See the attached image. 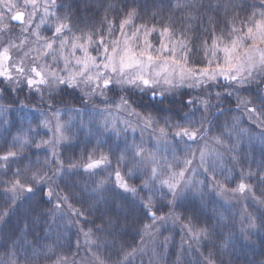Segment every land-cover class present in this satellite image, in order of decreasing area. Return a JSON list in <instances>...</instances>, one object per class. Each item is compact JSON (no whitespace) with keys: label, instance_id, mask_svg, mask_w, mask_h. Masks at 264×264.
<instances>
[{"label":"snow or ice","instance_id":"1","mask_svg":"<svg viewBox=\"0 0 264 264\" xmlns=\"http://www.w3.org/2000/svg\"><path fill=\"white\" fill-rule=\"evenodd\" d=\"M201 53L200 60L192 59ZM117 86L125 93L147 95L158 104H163L169 96L183 95L178 92L183 87L207 95L183 99L181 109H187L183 115L170 113L161 120L151 113L137 112L127 95L119 101H109L108 93ZM252 86L254 93L241 94L242 89L247 91ZM0 88L15 93L27 88L30 94H40V103L48 102L50 110L54 94L65 89L78 90L85 103L101 98L107 106L101 113L111 107L125 111L143 123L141 131L151 128L158 132L154 135L158 143H183L188 149L183 166L175 152L169 161L159 156L158 149L149 151L141 142L125 144L115 160V168L111 149L99 155L94 149L86 160L81 155L78 161L68 162L65 169V161L55 149L70 137L65 135L66 125L60 122L58 109L52 111L55 125L47 116L37 124V129L43 127L52 133L49 140L35 142L37 149L42 146L52 149L51 157L43 165L37 160L35 165L30 161L19 166L28 159L21 154L32 143L30 134L39 135L37 130L29 129L6 142V149L0 152V174L8 179L0 187L12 195L6 198L0 221L6 222L13 214L19 197L40 189L41 202H55L49 215L65 220L68 229L75 228L78 233L71 257L67 253L57 254L51 246L21 242L22 237L18 236L5 252L8 264H21L22 258L27 264L30 250L37 264L41 258L52 264H84L77 260L82 248L87 249L86 257L92 253L96 264H104L105 241L101 238L115 231L119 223L116 217L121 211L143 212L148 222L140 230L142 246L145 236L154 238L159 221L173 219L171 212L157 215L158 194L174 207L189 192H199L204 187L212 191L219 189L217 195H221L234 178L223 169L226 162L223 155L209 146L211 138L213 145L227 147L223 133L209 136L213 127L209 117L216 118L225 111L220 103H212L213 98L219 102L223 96L235 95L237 113L242 111L264 130V0L251 3L248 0H0ZM45 93L49 101H45ZM21 107H25L23 103ZM212 109L217 110L215 115ZM196 112L201 113L199 120L194 119ZM40 114L44 116L43 112ZM122 123L132 127L130 121ZM100 127V134L108 130L120 134L115 123L107 119ZM198 142H202L197 148L200 164L194 166L197 153L191 148ZM95 147H102V143ZM237 156L233 152L235 164L240 163ZM13 164L17 165L15 169ZM124 168H128L127 173L123 172ZM81 169L91 175L103 169L109 175L90 190L85 188L79 198L67 185L57 191L61 176L71 179ZM199 169L204 179L195 178L201 174ZM141 171L144 178L140 185L132 186L129 179ZM240 172L239 182L227 190L234 197L250 195L257 203L264 204V161L256 170L249 165L245 171L241 166ZM113 179L119 192L106 187ZM257 185L261 198H257ZM106 192L113 194L106 196ZM119 193L130 194L131 200L127 195L120 197ZM44 215L36 212L32 223L38 224ZM175 219L185 221L183 243L190 252L193 244L199 251L201 242L211 240L215 234V226L207 223L194 226L195 217ZM255 227L254 220L248 224V228ZM227 246V243L220 245L221 252ZM139 250L140 247L125 253V261ZM201 256L204 264H217L214 251L206 255L201 252ZM220 264H224L223 259Z\"/></svg>","mask_w":264,"mask_h":264},{"label":"trees","instance_id":"2","mask_svg":"<svg viewBox=\"0 0 264 264\" xmlns=\"http://www.w3.org/2000/svg\"><path fill=\"white\" fill-rule=\"evenodd\" d=\"M252 0H248L251 3ZM99 13L97 14V19ZM139 23V21H137ZM202 58L200 55H194L193 60L198 61ZM215 88L213 89V97H215ZM255 92V86H252L247 91L241 90L242 95H247V92ZM183 95L169 96L163 104H158L149 99L147 95H141L139 92L129 94L122 92L119 87H115L112 92L108 93L109 101H119L121 96H129L132 100L135 110L141 114L151 113L157 119H161L170 113H178L183 115L187 109H181V101L194 97H203L207 93H201L193 89H178ZM55 99L52 103L51 111L60 110V122L66 125L65 135L70 137L57 146L55 149L59 154L60 159L65 161V169L68 167V162H76L81 155L87 159L88 153L94 149L99 155L100 152H107L111 149L112 167L115 168V160L120 155V150L125 147V144H139L143 142L144 147L149 151L159 150L161 158L167 157L172 161V153L175 152L176 158L181 162L188 151L183 143L173 144L169 142L165 145L163 142L158 143L154 139L151 128H145L143 131V123H138L134 117H131L125 111H117L115 107L109 110L100 112L107 106L101 98H96L91 102L85 103L81 100V93L77 90L65 89L58 94H54ZM45 101H49V97L44 94ZM21 103L25 107H21ZM212 103H220L223 107L224 114L216 118L210 116L213 127L209 134L210 137L224 135V144L227 147L213 145L212 139L209 138V146L219 150L226 161L223 169L226 174L234 178L226 184V190L217 195L216 191L209 190L204 187L201 191H191L186 196L182 197L175 206L168 204V201L159 197L156 204L157 215H167L171 212L173 219L166 222L159 221L153 237L145 236L144 243L152 238V244L144 252H137L125 261V253L131 252L133 249L140 247L141 235L140 230L144 223H147L142 211L136 209L132 212L121 211L115 231L110 235L102 237L105 241V247L102 249L104 264H204L201 252L207 254L210 250L216 253L217 264L223 259L224 264H261L264 261V204L257 203L250 195L233 196L230 188H234L239 182L241 166L247 171L249 165L253 170H256L261 161H264V130L258 128L251 122L247 116L241 111L237 113L235 95L228 97L223 96L221 101H216L214 98ZM70 109H79V112L71 111ZM49 111V103H40V95L37 93H29L27 88L21 89L18 93L9 92L0 88V152L6 149L8 141L12 140L13 136L27 132L29 129L37 130L39 135L30 134V143L22 152L23 157H28L19 165L31 163L36 164L39 160L43 165L45 160L51 157L52 149L47 146H42L37 149L35 142L40 140H49L52 133L46 128L37 129V124L40 122L39 115L41 111ZM6 111V112H5ZM216 109H212L215 115ZM62 114V116H61ZM200 112H196L194 119L199 120ZM48 117V115H47ZM62 117V118H61ZM42 118V117H41ZM49 118V117H48ZM55 125V118H49ZM107 119L115 123L120 130L117 136L111 130L103 131L101 125ZM124 121H130L132 127L127 126ZM135 127V131H133ZM102 143V147H95L97 143ZM202 146V142L193 145L192 152H196L194 166L200 164L199 153L197 148ZM229 149H232L230 151ZM233 152L238 154L237 158L240 163L235 164L233 161ZM16 164L12 165L15 169ZM232 169V171H229ZM179 169H177L178 171ZM97 175L85 173L82 169L77 171L71 179L66 176H61L57 180V191H62L67 185L71 192L78 198L85 188L89 190L95 183L104 179L109 175V172L103 169H98ZM128 168H124L123 172L127 173ZM200 175L196 176L197 180L204 179L202 169H199ZM30 175V173H29ZM10 178V176H9ZM143 173H139L136 177L130 178L129 183L132 186H139L143 179ZM8 178L0 174V183H4ZM223 177H221V180ZM254 182V181H253ZM114 179L111 184L106 187L114 188ZM166 192L167 189H164ZM261 189L257 185V198L260 197ZM112 192H106V196H111ZM12 195L0 187V211L4 210L5 201L8 196ZM127 195L131 200L130 194L119 193L120 197ZM85 200L87 194L83 197ZM54 201L41 202V190L38 189L34 194L25 193L17 200V206L6 222L0 221V264H8L5 252L10 246L12 240L17 237H22V241L35 242L40 246H51L57 254L67 253L70 257L75 252L78 233L75 228L68 229L67 222L62 219H53L51 212L54 211ZM37 205H39L37 207ZM45 213L38 224H33L35 213ZM183 216L185 218L195 217L192 223L199 227L205 223L209 226H215V234L211 240H204L200 244V250H196V245H192L191 252L187 244L183 243L186 239L185 231L183 230L184 220H177L175 217ZM127 217V219L125 218ZM255 221V228H248L251 221ZM219 222V223H218ZM162 223V224H161ZM87 228L88 225H85ZM26 233V234H25ZM71 241V247H69ZM81 244L84 243L83 237L80 236ZM143 243V244H144ZM227 243L225 251L221 252L220 245ZM215 245V247H213ZM142 247V246H141ZM87 249L82 248L78 261H83L84 264H96L92 253L85 256ZM22 256L23 249H20ZM29 259L27 264H37L34 257L31 256V250L27 253ZM21 264H25L24 259H21ZM38 264H52L51 261H46L41 258Z\"/></svg>","mask_w":264,"mask_h":264},{"label":"rangeland","instance_id":"3","mask_svg":"<svg viewBox=\"0 0 264 264\" xmlns=\"http://www.w3.org/2000/svg\"><path fill=\"white\" fill-rule=\"evenodd\" d=\"M118 87V86H117ZM184 88H187V87H183V88H180V89H184ZM78 91V90H77ZM38 94V93H37ZM38 95H40V94H38ZM46 95H47V93H46ZM48 96V95H47ZM6 112V111H5ZM41 112H43V111H41ZM44 113V116H41V114L39 115L40 117H39V121H41V120H43L44 118H45V116H47L48 115V117L49 118H53L54 119V117L52 116V111L51 110H47V111H44L43 112ZM61 116H62V114H61ZM42 117V118H41ZM62 118V117H61ZM48 147V146H47ZM162 224V223H161ZM157 231H159V228L157 227ZM152 242V238L151 239H148L143 245H142V247H141V245H140V252H144V251H146L147 249H148V247L152 244L151 243ZM138 251V252H139Z\"/></svg>","mask_w":264,"mask_h":264}]
</instances>
